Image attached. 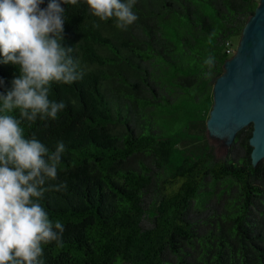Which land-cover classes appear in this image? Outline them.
Returning <instances> with one entry per match:
<instances>
[{"label": "trees", "instance_id": "1", "mask_svg": "<svg viewBox=\"0 0 264 264\" xmlns=\"http://www.w3.org/2000/svg\"><path fill=\"white\" fill-rule=\"evenodd\" d=\"M258 3L136 0L126 31L85 0L62 4L63 44L84 75L53 83L50 99L67 104L58 119L25 126L50 149L66 145L41 201L64 224L45 264H264V158L252 163V125L221 156L204 138L227 42ZM17 75L0 63V91Z\"/></svg>", "mask_w": 264, "mask_h": 264}, {"label": "clouds", "instance_id": "2", "mask_svg": "<svg viewBox=\"0 0 264 264\" xmlns=\"http://www.w3.org/2000/svg\"><path fill=\"white\" fill-rule=\"evenodd\" d=\"M79 2L49 0L42 8L45 0H0V63L19 68L11 87L0 91V264H45L44 246L62 242L63 222L50 218L41 201L47 182L58 176L66 145L59 140L50 149L35 133L26 135L25 126L58 119L67 104L50 99L53 83L83 78L74 49L63 44L68 18L62 4ZM85 2L100 21L114 18L119 30L138 19L136 0ZM53 187L61 190L66 183Z\"/></svg>", "mask_w": 264, "mask_h": 264}, {"label": "water", "instance_id": "3", "mask_svg": "<svg viewBox=\"0 0 264 264\" xmlns=\"http://www.w3.org/2000/svg\"><path fill=\"white\" fill-rule=\"evenodd\" d=\"M213 84V106L206 120L209 142L223 155L237 132L252 125L253 164L264 158V0L245 22L236 49Z\"/></svg>", "mask_w": 264, "mask_h": 264}, {"label": "rangeland", "instance_id": "4", "mask_svg": "<svg viewBox=\"0 0 264 264\" xmlns=\"http://www.w3.org/2000/svg\"><path fill=\"white\" fill-rule=\"evenodd\" d=\"M238 40H239V37H233L232 38V41H231V43H232V46H233V51H232V54H233V52H234V49H236V47H237V44H238ZM209 131H208V129H206V131H205V135H204V138H205V140H206V142L207 143H209V144H211L210 142H209ZM212 146H213V144H211ZM229 147V145H227V148ZM213 148H214V152H215V146H213ZM227 148H226V150H227ZM224 153H225V150H224ZM223 153V154H224ZM217 156H221V155H217Z\"/></svg>", "mask_w": 264, "mask_h": 264}, {"label": "built area", "instance_id": "5", "mask_svg": "<svg viewBox=\"0 0 264 264\" xmlns=\"http://www.w3.org/2000/svg\"><path fill=\"white\" fill-rule=\"evenodd\" d=\"M232 51H233V46L231 41L227 42V48H226V52L229 53L230 55H232Z\"/></svg>", "mask_w": 264, "mask_h": 264}, {"label": "flooded vegetation", "instance_id": "6", "mask_svg": "<svg viewBox=\"0 0 264 264\" xmlns=\"http://www.w3.org/2000/svg\"><path fill=\"white\" fill-rule=\"evenodd\" d=\"M232 56V55H231Z\"/></svg>", "mask_w": 264, "mask_h": 264}]
</instances>
